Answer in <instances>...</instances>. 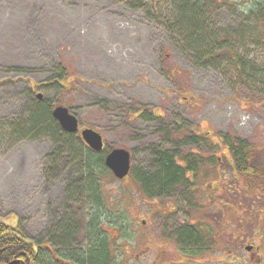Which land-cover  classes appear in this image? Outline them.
<instances>
[{
  "label": "rangeland",
  "instance_id": "1",
  "mask_svg": "<svg viewBox=\"0 0 264 264\" xmlns=\"http://www.w3.org/2000/svg\"><path fill=\"white\" fill-rule=\"evenodd\" d=\"M262 1L204 0L205 39L193 46L178 0H0V222L74 264L66 253L90 243L94 210L72 159L88 146L79 133L72 150L29 131L43 99L67 107L79 131L100 132L110 150L131 152L123 181L102 180L103 214L124 224L103 225L116 262L264 264V178L232 173L231 159L209 149L225 152L218 139L230 135L264 169V18L252 10ZM172 133L200 135L178 149L201 164L198 178L189 175L195 186L144 194L135 181L153 171L150 148L171 150ZM188 223L202 241L196 252L174 237Z\"/></svg>",
  "mask_w": 264,
  "mask_h": 264
},
{
  "label": "trees",
  "instance_id": "2",
  "mask_svg": "<svg viewBox=\"0 0 264 264\" xmlns=\"http://www.w3.org/2000/svg\"><path fill=\"white\" fill-rule=\"evenodd\" d=\"M190 1L194 4L191 5ZM178 3H180L179 13L183 21L181 25L184 27L183 33L187 35L188 42L193 46L202 45L205 37L201 38L198 35L203 26L199 22L202 17L199 18L201 13L198 12V9L199 7H203L204 0H178ZM252 10L257 16L264 18V1L255 2ZM59 85L62 86L61 84ZM52 109L53 105L43 99L37 102V106L32 111L31 118L29 119V131L47 133L56 146H61V149H65V145L70 144L73 150L72 147L75 143L73 140L76 139L75 134H69L61 129L58 122L52 116ZM22 125L23 127L25 126V124ZM25 132H27L26 129ZM202 134L200 135L203 139L207 138L212 141V138L207 137V135H210L208 132ZM200 135L181 140L174 138L173 133L167 134L166 139L172 145L171 150L162 149L156 145L150 148L153 171L150 174L138 176V179L134 180L138 183L144 194H156L167 197L175 186H182L188 191L193 190L195 186L193 178H198L197 168L201 164L199 161L193 164L192 160L188 156H183V152L180 151L181 149H178L189 143H197ZM218 140L225 148V152L221 153L219 151V145L216 150H214V146L209 147V149L215 151L214 155L220 159H227V161L228 157L231 159L232 173L235 171L240 176H248L259 181L264 178V169L258 172L256 167L258 158L256 159L254 155L252 156L249 153L250 151L242 147L239 141L230 135ZM179 141H183V143L179 144ZM214 143L215 141L212 142V145ZM109 150L107 146L100 152L85 147L81 150V153L72 156L74 162L79 165L80 170L84 173V178L82 182L80 179L79 185L80 190L82 189L81 194L87 197V205L89 207L92 205V209L94 210V215L91 216V225H89L91 229L89 232L90 243L87 245V249H79L66 253L67 258L74 260L75 264H119V262H116L115 248L110 247V234L103 228L106 220L108 224L111 223L115 228L124 227L123 223L120 224V220L122 219L120 215L116 216V214H112L113 216L110 218L103 214L105 202L102 180L105 177L117 180L104 164V157ZM58 158L56 156L55 159ZM189 175H193V178L191 179ZM67 231L68 227L65 225V237L63 241L68 239ZM174 237L181 246V249L186 253L196 252L195 248L202 243L198 231L194 229V226L182 225L178 227L174 232ZM57 259L58 257L53 255L49 249L34 246L18 228H12L0 222V264H58Z\"/></svg>",
  "mask_w": 264,
  "mask_h": 264
},
{
  "label": "water",
  "instance_id": "3",
  "mask_svg": "<svg viewBox=\"0 0 264 264\" xmlns=\"http://www.w3.org/2000/svg\"><path fill=\"white\" fill-rule=\"evenodd\" d=\"M41 97V94H38V98ZM52 116L63 131L69 134L79 133L80 138L86 143L88 148L96 152L103 150L104 141L102 135L92 128H84L79 131L78 119L70 113L67 107L62 105L55 106L52 109ZM104 164L116 179L123 180L129 174L131 168L130 151L124 148H113L105 155Z\"/></svg>",
  "mask_w": 264,
  "mask_h": 264
},
{
  "label": "flooded vegetation",
  "instance_id": "4",
  "mask_svg": "<svg viewBox=\"0 0 264 264\" xmlns=\"http://www.w3.org/2000/svg\"><path fill=\"white\" fill-rule=\"evenodd\" d=\"M92 185V184H91ZM188 226H193L194 224L188 223ZM49 248V247H48ZM52 252V251H51ZM54 255V253H52ZM58 264H74L73 262L61 260L60 258L57 259Z\"/></svg>",
  "mask_w": 264,
  "mask_h": 264
}]
</instances>
